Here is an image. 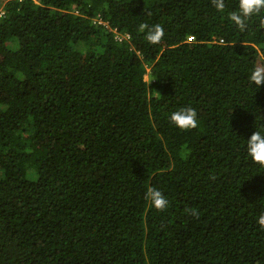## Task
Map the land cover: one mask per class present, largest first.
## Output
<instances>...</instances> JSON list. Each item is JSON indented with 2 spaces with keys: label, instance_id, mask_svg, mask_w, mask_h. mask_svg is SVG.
<instances>
[{
  "label": "trees",
  "instance_id": "trees-1",
  "mask_svg": "<svg viewBox=\"0 0 264 264\" xmlns=\"http://www.w3.org/2000/svg\"><path fill=\"white\" fill-rule=\"evenodd\" d=\"M238 3L0 0V264H264V11L242 31Z\"/></svg>",
  "mask_w": 264,
  "mask_h": 264
},
{
  "label": "clouds",
  "instance_id": "clouds-1",
  "mask_svg": "<svg viewBox=\"0 0 264 264\" xmlns=\"http://www.w3.org/2000/svg\"><path fill=\"white\" fill-rule=\"evenodd\" d=\"M211 3L213 7L220 12L224 11L226 7L225 0H211ZM262 11H264V0H239L238 10L230 13L229 19L238 29L243 31L247 28V22L254 15H259ZM145 30H147L145 39L152 45L159 44L165 35L164 29L160 24H155L149 28L148 24L141 23L138 27V31L145 32ZM118 37L119 36H117V38ZM145 76H148V81L145 79ZM145 76L144 80L149 83L151 81L150 72H146ZM249 80L257 88L264 85V62L258 63L252 68L249 74ZM170 121L181 131H188L198 127L197 112L192 107H184L172 112ZM261 127H264V125ZM246 152L247 156L251 158L254 164L264 168V131L256 127V131H254L246 141ZM145 199L159 212L165 211L168 207L167 198L157 188L150 187L145 194ZM185 211L193 217L199 218L197 210L185 209ZM257 223L261 229L264 230V212L259 215Z\"/></svg>",
  "mask_w": 264,
  "mask_h": 264
},
{
  "label": "rangeland",
  "instance_id": "rangeland-1",
  "mask_svg": "<svg viewBox=\"0 0 264 264\" xmlns=\"http://www.w3.org/2000/svg\"><path fill=\"white\" fill-rule=\"evenodd\" d=\"M2 7V6H1ZM3 8V7H2ZM2 8H1V10H2ZM150 67H147V72L149 73L150 72ZM145 79L148 81V76H145Z\"/></svg>",
  "mask_w": 264,
  "mask_h": 264
}]
</instances>
